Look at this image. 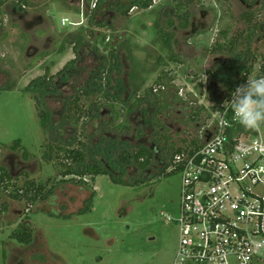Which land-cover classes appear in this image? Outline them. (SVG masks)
I'll list each match as a JSON object with an SVG mask.
<instances>
[{
	"label": "rangeland",
	"instance_id": "obj_1",
	"mask_svg": "<svg viewBox=\"0 0 264 264\" xmlns=\"http://www.w3.org/2000/svg\"><path fill=\"white\" fill-rule=\"evenodd\" d=\"M84 1H28L27 12L41 17L29 26L14 15L12 4L0 12V165L16 176L23 166V154H28L24 166L31 178H50V187L56 185L50 213L41 211L50 209L46 205L27 211L24 204L11 202L10 214L5 216L8 223L0 224V264H21L23 257L28 259L24 264H174L180 231L162 213L179 210L180 174L163 175L140 187L116 184L107 175L95 179L87 176L84 179L95 187L96 194L86 201L92 193L79 184V177H73V183L60 184L61 178L45 161V149L58 137L57 131L45 133L26 88L40 78L60 81L57 75L77 58L75 37L83 35L93 45L105 39V44L115 45L120 62L121 72L115 71L112 83L116 87L115 81L123 80L127 90L120 95L121 102L115 103L112 120L106 115H101V120L112 123L115 119L112 127L119 134L128 133L132 140L146 146L157 142L161 155H174L177 149L196 140L203 125L213 121L214 102L208 86L215 82L213 74L233 59L226 51L213 50L215 47L229 46L231 40H239L237 50L251 46L257 64L250 78L264 76L260 68L264 70V0H155L149 9L134 8L127 16L112 12L97 20L107 22L108 27L88 23ZM94 4L95 0L90 9ZM182 9L190 14L187 30L181 29V19L176 17V11ZM246 11L255 15L258 25L253 39L249 38L248 24L241 20ZM166 34L172 37L171 47L165 43ZM88 76L87 71L83 72L79 87H85ZM64 86H60L62 97L45 99L53 112L59 113L62 100L74 94L71 86ZM137 88L138 100L151 88L159 98L152 94L151 100L142 102L126 121L128 106L124 102H132ZM222 90L227 92L226 87ZM84 100L88 106L95 98ZM200 107L205 110L196 118ZM145 110L148 118L156 114L148 126L154 132L139 137ZM110 111L106 109V113ZM85 123L83 120L78 126L77 134L71 126L63 139L75 141V148H79V141L87 143L86 136L96 132L95 125L100 123L98 120L84 128ZM163 128L164 137L157 136ZM13 146L19 147L12 151ZM27 221L36 237V247L29 250L10 238Z\"/></svg>",
	"mask_w": 264,
	"mask_h": 264
},
{
	"label": "trees",
	"instance_id": "obj_2",
	"mask_svg": "<svg viewBox=\"0 0 264 264\" xmlns=\"http://www.w3.org/2000/svg\"><path fill=\"white\" fill-rule=\"evenodd\" d=\"M84 2L88 8L86 9L87 13L85 12L86 16L88 15L89 17L88 23L93 26L108 27L109 24L107 22L102 24V22L98 23L97 20L109 16L112 12L116 13V15L127 16L132 8L149 9L152 7L153 0H138L125 4L118 0H98L95 9H90L93 0H85ZM69 7L72 10L75 9L72 6ZM176 17L181 19V29H189V12L183 9L181 12L176 11ZM241 20L248 24V30L250 31L249 38L252 37L251 39H253L258 26L255 23V15L251 11H246L241 15ZM170 25H173L172 21ZM86 38L82 35L73 39L75 44L74 51L77 58L69 62L57 75L60 81L54 82V78L49 80L40 78L32 82L26 88V91L35 102L41 120V126L45 133H55L57 131L58 137L51 140L45 149L43 155L45 161L53 167L56 175L61 178L60 184L73 183L75 182L73 177H79V184L92 193L86 199V201H91L93 195L96 194L95 187L91 188V185L85 181V177L89 176L95 179L98 176L107 175L116 184L140 187L155 181L163 175L173 174L167 173L169 163L172 157L177 153H181L185 147L177 149L174 155L170 153L164 154L166 152H163L161 155L159 152V143L155 142L152 147L149 145L146 146L143 143H137L129 137L128 133L119 134L117 128L112 127L115 119L112 123L101 120V115H106L109 120H112V117L115 115V103L121 102L120 95L126 92L127 87L123 80H116V87L114 85L115 83H112L115 71L118 70L119 73L121 72L115 45L105 44V39L103 41L101 39L96 45H93ZM171 38V35L166 34L165 43L170 47ZM238 42L239 40H231L229 46L219 45L213 49L215 51H226L233 58L229 66L223 67L220 72L213 74L215 82L209 83L208 87L214 103H219L223 94L231 93L238 86L245 84L251 77L257 64L256 54L251 49V46L246 50H237ZM250 42L246 41L248 45L251 44ZM82 48H85V51H80ZM260 68L263 72V67L261 66ZM86 71L89 75L85 83L86 85L85 87H79L81 76ZM208 73L210 74L211 72ZM133 80H135V77L132 76V84ZM61 85H65L64 87L71 86L74 94L62 100V108L57 113L53 112L47 106L45 99L48 96L62 97L64 92L60 91ZM162 86L164 87V85ZM224 87L227 88V92L222 90ZM4 90L10 89L6 88ZM138 92L139 89L137 88L134 92L132 102L130 100L124 102L128 106L126 121L140 107L142 102L151 100L152 94L159 98L158 95L154 94L153 88L149 89L148 94L139 100L136 99ZM85 98L86 100H84ZM90 98H95V100H92L86 106L83 100L88 102ZM101 99H104L103 103H101ZM104 103H107L109 106L106 107ZM152 104L155 105L156 102ZM106 109H110L111 111L106 113ZM204 110V107H200L199 112L194 116L198 118ZM57 115H59V118L56 117ZM142 115L146 117L145 120L147 122L142 125L143 129H141L139 137L149 136L150 128L148 126L150 122L152 123L155 120L156 116V114H153L148 118L149 112L147 110ZM83 120L86 122L84 128L85 125L88 127V124L95 123L98 120L100 126L95 125L97 131L90 134V136H86L88 139L87 143L79 141V148H75V144H73L75 141L72 142L70 140H64L63 138L70 133L69 128L71 126H75L76 129L74 132L77 134V128ZM190 145L198 148L200 147V142L193 140L190 142ZM18 147L13 146L11 150L15 151ZM0 148L3 147L0 146ZM29 158L30 155L23 154L24 163H27ZM0 173V187L5 188L10 202L24 204L29 208L27 211H32V207L39 208L40 205H46L50 209L41 211L50 213V210H52L51 207L55 205L54 201L56 199V185L50 187V183H52L50 178H47L45 181L32 179L31 175L22 168L16 176L13 175V172L9 173L5 168H0ZM116 175L120 176L116 177ZM128 178L130 179L129 181L127 180ZM63 209L64 207H62ZM10 238L24 246H31L36 241V237L33 234V226L29 221L21 223Z\"/></svg>",
	"mask_w": 264,
	"mask_h": 264
},
{
	"label": "built area",
	"instance_id": "obj_3",
	"mask_svg": "<svg viewBox=\"0 0 264 264\" xmlns=\"http://www.w3.org/2000/svg\"><path fill=\"white\" fill-rule=\"evenodd\" d=\"M233 92L214 103L200 147L189 143L169 163L182 181L179 210L162 213L180 231L174 264H264V128L233 121Z\"/></svg>",
	"mask_w": 264,
	"mask_h": 264
},
{
	"label": "clouds",
	"instance_id": "obj_4",
	"mask_svg": "<svg viewBox=\"0 0 264 264\" xmlns=\"http://www.w3.org/2000/svg\"><path fill=\"white\" fill-rule=\"evenodd\" d=\"M227 102L233 121L241 127L246 130L264 128V76L250 78L238 86Z\"/></svg>",
	"mask_w": 264,
	"mask_h": 264
},
{
	"label": "flooded vegetation",
	"instance_id": "obj_5",
	"mask_svg": "<svg viewBox=\"0 0 264 264\" xmlns=\"http://www.w3.org/2000/svg\"><path fill=\"white\" fill-rule=\"evenodd\" d=\"M28 1H30V2H40V1H43V0H13V1H11L10 2V0H0V12L4 9V7H8L10 4H12V6H13V11H14V15H16V16H19V18L20 19H22L23 21H24V23H25V25H31V24H34L35 22H33V21H38V20H41V17L40 16H32V15H30V13L29 12H27V8H26V6H27V4H28ZM76 1V0H75ZM117 1V0H116ZM118 1H120L121 3H133V2H135V1H138V0H118ZM142 1H150V0H142ZM153 1H155V0H153ZM11 6V5H10ZM6 7V8H7ZM85 7V6H84ZM84 7H83V9H84ZM95 9V8H94ZM132 9H134V8H132ZM131 9V10H132ZM111 14V13H110ZM32 16V17H31ZM3 24L1 23V21H0V33L2 32V30H3V26H2ZM194 25V24H193ZM31 49H33L34 50V47H31ZM147 122V120H145V123ZM166 130V128H163V129H161V134H160V132H158L157 134V136H163L164 137V135H163V133H164V131ZM154 131H153V129L152 130H150V133H153ZM154 138V137H153ZM150 147H152V145H150ZM22 164H23V166H22ZM20 163L19 165L20 166H22L21 168L22 169H25V166H24V164H26V163ZM0 168H5L9 173H12V172H14V171H12L11 169H8V168H6L5 166H3V165H0ZM26 170V169H25ZM21 172V171H20ZM1 174V173H0ZM17 174H19V172L17 173ZM10 208H11V202H10V200L8 199V196L6 195V192H5V188L4 187H0V218H1V220H0V224L2 223V222H7L6 220H5V216H7V215H9L10 214ZM8 223V222H7ZM36 242V241H35ZM34 242V244H32L31 246H26L27 247V249L29 250V249H32L33 248V246H35L36 247V243ZM28 259H27V257H23L22 258V260H21V264H24V262H26Z\"/></svg>",
	"mask_w": 264,
	"mask_h": 264
}]
</instances>
